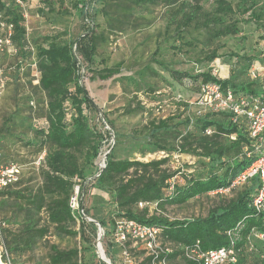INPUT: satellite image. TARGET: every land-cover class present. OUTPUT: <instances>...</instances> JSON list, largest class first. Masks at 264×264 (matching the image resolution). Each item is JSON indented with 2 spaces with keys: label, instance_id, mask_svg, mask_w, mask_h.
Listing matches in <instances>:
<instances>
[{
  "label": "trees",
  "instance_id": "16d2710c",
  "mask_svg": "<svg viewBox=\"0 0 264 264\" xmlns=\"http://www.w3.org/2000/svg\"><path fill=\"white\" fill-rule=\"evenodd\" d=\"M65 0H57L63 6ZM72 1V0H70ZM73 0L72 7L79 17L85 15L89 1L100 4L111 2L110 11H103L102 16L109 18L108 29L117 31L112 24L119 23L116 16H127L134 8L162 6L166 8L167 19L163 33L165 40L185 41V35H205L204 46L225 38H236L241 34L239 15H250L244 23L262 22L264 26V5L258 7L252 4L248 8L233 7L227 0H213L209 9L201 2L207 0ZM250 2V1H249ZM45 7L53 11L49 1ZM0 11H5L14 28L13 41L20 49V54L30 57L31 51L25 39V29L22 26V16L16 7H7L0 0ZM97 12V11H96ZM98 14V12H97ZM117 20V21H116ZM94 24V25H93ZM82 32L77 37V53L92 79L105 81L118 76L121 64L110 68L92 71L97 47L103 36L96 35V23L91 26L82 25ZM185 34V35H183ZM241 41L243 39H240ZM45 46L35 47L37 70L40 73L37 89L44 93L46 103L42 117L34 118L28 115L30 126L39 145L45 146V158L39 165L43 182L34 190H13L19 183L0 191V207H4V198H10L18 211L13 220L0 219V259L4 264H16L24 255L32 253L48 235V227H52L57 236L76 237L79 233L73 230L76 220L82 225L83 215L72 211L70 200L74 195L75 186H80L87 178L93 177L94 160L98 155L100 134L93 129L88 119L89 99L80 84L78 63L73 53V46L60 40V35L44 37ZM177 49L176 46H172ZM243 50V48H240ZM234 59L233 67H239L231 78L216 81L209 72L190 76L187 73L169 71L160 61H154L167 72L171 78L180 83L184 79L218 82L223 90L229 89L236 95L258 97L264 100L262 88L264 78L258 81L248 79V72L255 61L253 55L245 53H229ZM217 50L207 57L208 63L215 59L220 61ZM257 58V57H256ZM154 74L149 68L138 73L144 80L146 73ZM200 85V86H201ZM200 87L194 90V99L198 96ZM227 113H206L194 119L195 134L192 140L181 144L172 152L191 155L207 160L210 165L209 174L203 178L185 180L183 185L169 181L175 176L163 167L166 159L142 163L138 161L117 160L114 153L106 159L105 169L91 181L92 187L108 194L114 205L113 217L138 222L142 225L157 226L162 229L163 236L172 243L193 245L199 242L201 250H215L229 247L226 233L241 225V240L235 246L238 251L237 264H264V218L257 216L251 208V197L256 190V179L231 192L230 196H215L222 199L223 204L210 210L206 217L168 221L162 216H147L146 209L134 211L140 204H155L157 210L163 211L168 206L183 205L193 199L210 196V193L227 187L231 180L239 175L253 161L254 157L246 155L255 147L249 139L245 122L234 124ZM168 121H161V129L167 128ZM188 123L189 121L186 120ZM211 130V135L205 132ZM234 137V140L230 138ZM35 145L34 143H30ZM1 150V147H0ZM81 160V162H80ZM81 188V187H80ZM83 213V209H81ZM46 213L47 226H42L41 213ZM99 214V211H96ZM20 214V216H17ZM100 216V215H99ZM20 217V221L18 218ZM97 217L101 227L108 233L115 225V219ZM13 222V223H12ZM16 227V228H15ZM252 231L262 235V240L253 241L254 249L247 250V237ZM90 251L84 247L82 252ZM49 264H78L81 260L80 251L76 248L59 250L50 246ZM95 255V254H94ZM93 256V253H92Z\"/></svg>",
  "mask_w": 264,
  "mask_h": 264
},
{
  "label": "rangeland",
  "instance_id": "374dc122",
  "mask_svg": "<svg viewBox=\"0 0 264 264\" xmlns=\"http://www.w3.org/2000/svg\"><path fill=\"white\" fill-rule=\"evenodd\" d=\"M46 1L51 3L52 12L45 7ZM227 1L235 9L248 8L251 2L258 7L264 5V0ZM212 2L213 0H207L201 3L209 9ZM4 4L8 8L16 7L22 16L25 39L31 51L30 57H24L14 42L16 54L0 58V154L3 163H17L22 170L20 184L13 190L26 193L43 182L42 171L36 162L46 151V147L39 145L41 139L32 131L28 115L32 114L37 119L45 111L46 97L35 85L33 69L36 63L35 47L45 46L44 37L60 35V40L73 46L80 84L89 99V123L101 137L98 155L108 153V156L114 153L117 160L142 163L166 159L167 163L163 168L175 173L169 181L172 185H183L185 180L203 178L209 174L210 165L207 160L171 151L196 135L194 119L198 114L190 104L195 97L194 90L201 84L200 81L188 79L178 83L154 61H160L169 71L197 76L212 71L211 64L217 59L211 63L205 59L217 50L224 71L222 76L227 79L233 77L239 69L233 67L234 59L230 61L232 56L230 58L229 53L246 52L247 55H253L255 61L252 66L259 69L257 81L264 78V26L262 22L244 23L250 12L245 15L236 12V19L241 26V34L236 38L220 39L204 46L203 33L196 34L193 38L183 34L186 38L184 42L172 39L164 41L165 36L160 34L164 31L167 10L162 6L134 8L125 17L112 14L119 19V23L114 22L112 25L119 29L111 31L108 29L111 21L102 16L105 10L111 13V2L103 1L98 4L96 1H89L82 18L72 7L73 0H65L63 6H59L57 0H19V4L14 0H4ZM93 22L96 23V35L101 34L104 40L99 42L91 70L94 72L121 64L120 74L105 81L92 79V73L82 64L77 53L75 41L83 31L82 25L85 23L91 26ZM144 68H149L154 74L147 72L144 80H141L138 73ZM31 102L35 110H32ZM169 119L171 121L167 123V128L161 129L158 126L161 121ZM90 179L87 177L80 186L74 188L77 212L81 215L83 209L85 216L82 225L76 220L72 228L79 234L76 237H59L52 227H48V235L38 247L32 253L22 256L16 264H49L52 245L59 250L76 248L82 257L77 261L78 264H102L97 254L100 231L103 233L100 246L104 254L111 257L108 243L110 233L106 227L100 226L97 217L105 220L113 217L115 205L108 194L92 187ZM4 199L6 204L0 207V219L14 221L13 216L18 211L10 198ZM221 204L222 199L207 196L183 205L168 206L163 211L157 210L155 204H148L143 208L137 206L134 211L146 209L148 217L162 216L168 221H181L204 218L210 210ZM40 216V224L47 226L46 213L43 212ZM84 247L90 251L82 252ZM0 264H4L1 259Z\"/></svg>",
  "mask_w": 264,
  "mask_h": 264
},
{
  "label": "built area",
  "instance_id": "2783aa9c",
  "mask_svg": "<svg viewBox=\"0 0 264 264\" xmlns=\"http://www.w3.org/2000/svg\"><path fill=\"white\" fill-rule=\"evenodd\" d=\"M14 1L19 4V0ZM13 37V25L9 22L5 11H0V58L16 54ZM211 66L210 75L216 81L223 80L222 72L224 71L220 61L215 60ZM33 69L36 78L35 85L38 86L40 73L36 63ZM19 71L21 72L22 69L20 68ZM247 76L249 80L257 81L259 69L251 66ZM262 90L264 94V87ZM190 105L195 108L198 116L206 113H227L232 123L245 122L250 142L255 146L253 153L249 152L246 158L254 157V161L231 180L227 187L210 193V196L228 197L233 190L256 179L257 185L251 197V208L257 216L264 218V100L258 97L236 95L229 89L223 90L218 82L209 81L200 86L198 96ZM30 106L32 110H35L32 102ZM205 134L211 135L212 131L207 130ZM230 139L234 140V137ZM107 154L97 155L94 161V174L90 181L96 179L105 169ZM44 158L45 152L40 155L36 165L39 166ZM21 174V167L17 163H3L0 154V191L17 184ZM147 205L140 203L138 206L143 208ZM70 208L72 211H78L75 196L70 200ZM81 215H83L82 211ZM241 229V225H238L226 233L229 247L202 251L199 242L189 246L170 242L167 237L163 236L160 227L142 225L133 220L118 219L108 237L111 257L108 258L100 246L103 235L101 231L97 242V254L102 264H237L238 251L235 246L241 240ZM262 238L261 234L252 231L247 237V250L252 251L253 241L262 240Z\"/></svg>",
  "mask_w": 264,
  "mask_h": 264
},
{
  "label": "water",
  "instance_id": "95a60500",
  "mask_svg": "<svg viewBox=\"0 0 264 264\" xmlns=\"http://www.w3.org/2000/svg\"><path fill=\"white\" fill-rule=\"evenodd\" d=\"M85 220V219H84Z\"/></svg>",
  "mask_w": 264,
  "mask_h": 264
}]
</instances>
